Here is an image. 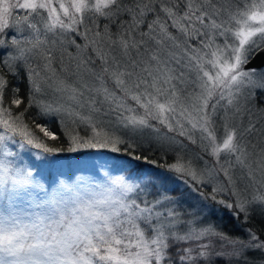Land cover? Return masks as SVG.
Segmentation results:
<instances>
[{"label": "snow or ice", "instance_id": "obj_1", "mask_svg": "<svg viewBox=\"0 0 264 264\" xmlns=\"http://www.w3.org/2000/svg\"><path fill=\"white\" fill-rule=\"evenodd\" d=\"M85 149L163 171L46 188L22 154ZM258 216L264 0H0V264H264Z\"/></svg>", "mask_w": 264, "mask_h": 264}, {"label": "rangeland", "instance_id": "obj_2", "mask_svg": "<svg viewBox=\"0 0 264 264\" xmlns=\"http://www.w3.org/2000/svg\"><path fill=\"white\" fill-rule=\"evenodd\" d=\"M64 147H67L66 143ZM22 154L25 156L26 162H28L30 166H35V168L38 169V179L46 188H50L61 179L67 182L75 181L77 178H83L84 180H101L104 178L105 172H110L113 176L122 174L112 169L110 165L113 162L122 164L123 156L121 154L110 153L108 150L85 149L77 153L65 151L56 154L54 157H47L44 160H37L28 153ZM188 155L192 156L193 153L189 152ZM126 167L130 169L133 174L142 172L134 168H129L128 166ZM161 190L180 197L185 207H191L196 204V199L193 198L194 194L190 196L185 186L179 182L178 178H169L166 182H163ZM153 193H155V189H153ZM213 213L216 214L215 212ZM208 220H212L211 214H209Z\"/></svg>", "mask_w": 264, "mask_h": 264}, {"label": "trees", "instance_id": "obj_3", "mask_svg": "<svg viewBox=\"0 0 264 264\" xmlns=\"http://www.w3.org/2000/svg\"><path fill=\"white\" fill-rule=\"evenodd\" d=\"M21 87H23V85H21ZM53 130L57 131V132L59 131V129H56L55 127ZM146 154L150 155L159 164H163L166 161L171 162L170 156L165 157L160 152H147ZM122 164L128 166L129 168H134V169L142 171V172L148 171L149 168H151L155 172H162L163 171L162 168H155L154 166L145 165L142 161L137 162L132 158L124 157V156H123V163ZM170 178H171V174H170ZM211 219H212L211 220L212 222L216 223L219 226H222L224 231H226V232H228L234 236H242L243 235V233L235 226V222L231 221L227 215H225L223 218H221L220 214L211 213ZM253 226L258 230L264 229V217L258 216L256 218V220L254 221ZM250 258L254 259V260H258L259 254H250Z\"/></svg>", "mask_w": 264, "mask_h": 264}]
</instances>
